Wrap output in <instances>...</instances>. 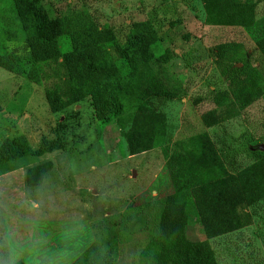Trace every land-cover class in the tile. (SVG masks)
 <instances>
[{
	"label": "rangeland",
	"instance_id": "1",
	"mask_svg": "<svg viewBox=\"0 0 264 264\" xmlns=\"http://www.w3.org/2000/svg\"><path fill=\"white\" fill-rule=\"evenodd\" d=\"M233 1L253 3L257 22H264V0ZM80 10L110 29L106 45L119 66L116 48L124 46L133 23L152 28L150 64L179 91L160 106L170 143L204 129L201 114L214 108L217 91L228 88L217 59L243 55L260 72L264 89V57L253 35L244 26L208 22L205 0H0V54L12 53L20 70L0 67V264H12L9 241L18 245L16 264H70L94 240L96 222L108 216L120 227L115 264H140L162 201L172 192L162 149L128 155L115 121L97 119L92 91L50 111L46 93L59 91L61 73L52 61L33 59L24 39ZM72 45L63 42L62 50ZM236 103L237 115L205 128L232 173L264 154V99ZM6 139L19 144V157L2 154ZM47 161L51 167L43 177L32 178L38 184H28V168ZM249 211L250 225L210 239L217 264H264V208L257 203ZM182 223L188 239L205 238L195 215Z\"/></svg>",
	"mask_w": 264,
	"mask_h": 264
},
{
	"label": "trees",
	"instance_id": "2",
	"mask_svg": "<svg viewBox=\"0 0 264 264\" xmlns=\"http://www.w3.org/2000/svg\"><path fill=\"white\" fill-rule=\"evenodd\" d=\"M205 1L208 22L248 28L264 57V31L260 33L264 22H257L253 3ZM111 33L90 12L80 10L56 19L52 30L26 35L24 45L31 57L52 61L61 73L59 91L46 93L49 109L53 113L63 110L90 90L97 119L103 123L115 121L125 138L128 155L162 149L172 192L162 201L156 233L140 252V264H217L210 239L250 225L249 208L253 205L261 203L264 208V154L241 170L229 172L205 128L237 115L236 102L241 98L250 102L264 99L262 76L243 55L217 59L228 88L217 91L212 97L214 108L201 114L204 129L170 143L166 115L160 106L178 97L179 91L167 85L150 64L154 31L133 23L124 46L116 48L120 66L112 63L106 45ZM69 41L72 49L64 52L62 44ZM230 48L235 52L236 44ZM15 62L12 53L0 54V67L18 74ZM29 76L33 78V73ZM19 147L6 139L2 154L9 159L19 157ZM50 167L47 161L28 168L27 183L38 184L33 176L41 179ZM191 214L197 217L203 240L185 236L182 220ZM106 218L96 222L94 240L70 264H115L120 227L116 219Z\"/></svg>",
	"mask_w": 264,
	"mask_h": 264
},
{
	"label": "clouds",
	"instance_id": "3",
	"mask_svg": "<svg viewBox=\"0 0 264 264\" xmlns=\"http://www.w3.org/2000/svg\"><path fill=\"white\" fill-rule=\"evenodd\" d=\"M6 251L9 255V257L12 260V264H16V261L19 257V250H18V245H16L15 243L9 241L7 247H6Z\"/></svg>",
	"mask_w": 264,
	"mask_h": 264
},
{
	"label": "water",
	"instance_id": "4",
	"mask_svg": "<svg viewBox=\"0 0 264 264\" xmlns=\"http://www.w3.org/2000/svg\"><path fill=\"white\" fill-rule=\"evenodd\" d=\"M263 148H264V145H263Z\"/></svg>",
	"mask_w": 264,
	"mask_h": 264
}]
</instances>
